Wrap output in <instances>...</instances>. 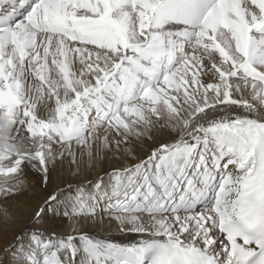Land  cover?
<instances>
[{
    "label": "snow or ice",
    "instance_id": "1",
    "mask_svg": "<svg viewBox=\"0 0 264 264\" xmlns=\"http://www.w3.org/2000/svg\"><path fill=\"white\" fill-rule=\"evenodd\" d=\"M0 264H264V0H0Z\"/></svg>",
    "mask_w": 264,
    "mask_h": 264
}]
</instances>
